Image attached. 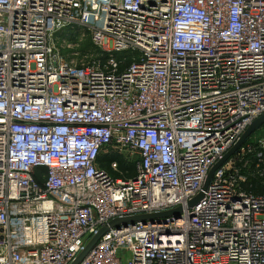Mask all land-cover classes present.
Returning a JSON list of instances; mask_svg holds the SVG:
<instances>
[{
	"label": "built area",
	"instance_id": "1",
	"mask_svg": "<svg viewBox=\"0 0 264 264\" xmlns=\"http://www.w3.org/2000/svg\"><path fill=\"white\" fill-rule=\"evenodd\" d=\"M261 114L264 0H0V264H264Z\"/></svg>",
	"mask_w": 264,
	"mask_h": 264
},
{
	"label": "water",
	"instance_id": "2",
	"mask_svg": "<svg viewBox=\"0 0 264 264\" xmlns=\"http://www.w3.org/2000/svg\"><path fill=\"white\" fill-rule=\"evenodd\" d=\"M264 122V114H261L254 118L243 130V132L240 134L238 139L224 152V154L221 156L220 159H218L216 162H214L207 170L206 175L204 177V180L202 182V185L198 192L188 199L186 201V206L191 207L194 205L203 195V191L206 189V186L210 180V177L214 171V169L223 163L225 159H227L237 148L238 146L243 142V140L261 123ZM180 206H176L172 209L163 210L155 213H144V214H136L131 215L127 217L122 218H114L107 222V224L102 225L96 229V231L92 234V236L87 240V242L84 244L81 251L75 256V258L69 263V264H78L80 260L87 254V252L91 249L92 245L96 242L98 237L104 232L108 227H116L119 224L124 225L128 222H134V221H145L152 220L153 218H159V217H166V216H177V214L180 211Z\"/></svg>",
	"mask_w": 264,
	"mask_h": 264
},
{
	"label": "rangeland",
	"instance_id": "3",
	"mask_svg": "<svg viewBox=\"0 0 264 264\" xmlns=\"http://www.w3.org/2000/svg\"><path fill=\"white\" fill-rule=\"evenodd\" d=\"M52 44L57 47L58 51L67 58L82 57L86 54H96L97 50L92 46L89 33L80 26L66 27L60 31H57L52 36ZM70 44V46H67ZM77 54H74V53ZM126 52L116 53V56L124 55ZM258 132L255 129L251 132L250 136ZM88 238V235L83 237L84 240Z\"/></svg>",
	"mask_w": 264,
	"mask_h": 264
},
{
	"label": "trees",
	"instance_id": "4",
	"mask_svg": "<svg viewBox=\"0 0 264 264\" xmlns=\"http://www.w3.org/2000/svg\"><path fill=\"white\" fill-rule=\"evenodd\" d=\"M111 159H115L118 162L119 168L126 169V171H127L126 174L127 175H132L133 174L132 164L123 162L122 159L119 156H117L116 154L103 155V156L99 157L100 162L102 161L103 163H106L107 161H109ZM102 165H104V164H102ZM44 171H45V169L43 167H40V168L36 169V173H37L38 177Z\"/></svg>",
	"mask_w": 264,
	"mask_h": 264
}]
</instances>
